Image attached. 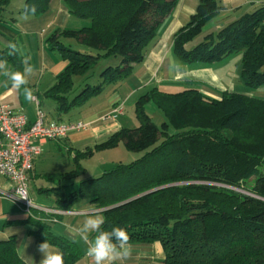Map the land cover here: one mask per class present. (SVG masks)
<instances>
[{"label":"trees","instance_id":"16d2710c","mask_svg":"<svg viewBox=\"0 0 264 264\" xmlns=\"http://www.w3.org/2000/svg\"><path fill=\"white\" fill-rule=\"evenodd\" d=\"M11 0H0L2 11ZM51 0H25L39 15ZM70 15L89 21L76 30L55 29L46 38L51 50L67 61L46 91L56 104V113H67L99 94L106 85L130 75L143 61L159 26L170 15L176 0H64ZM223 7L218 0H199L187 24L178 29L172 52L181 63L212 64L240 54V79L254 91L264 87V5L243 14L216 33L201 35L204 24ZM72 37L90 51L65 46L59 37ZM93 51V52H92ZM0 59L16 63L19 54ZM106 64L96 83L85 82L74 93L75 76L95 72ZM152 102L164 119L156 124L146 112ZM139 125L121 128L94 150L118 143L140 155L129 163H118L99 176L79 181L77 189L56 188L57 208L67 209L79 199L100 209L103 226L127 230L130 244L159 243L161 264H264V97L224 90L218 99L195 88L175 93L153 88L135 103ZM92 149L75 154L76 168L57 175L70 180L80 175L79 159ZM255 177L251 188L245 182ZM27 217L36 230L37 244L47 239L64 254V264L80 256L78 246L55 235L45 215ZM0 264H26L18 255L13 237L0 241Z\"/></svg>","mask_w":264,"mask_h":264},{"label":"crops","instance_id":"0c3cea01","mask_svg":"<svg viewBox=\"0 0 264 264\" xmlns=\"http://www.w3.org/2000/svg\"><path fill=\"white\" fill-rule=\"evenodd\" d=\"M24 1L11 0L2 11L0 50L7 48V43L12 41L17 43L24 55L31 56L36 74L30 79L28 87L32 88L34 98L31 102L26 101L23 89H14L10 83L5 87L6 78L0 77V105L23 112L30 123L35 119L37 106L44 111L46 121L66 123L81 120L87 123L83 130L71 131L62 139H47L40 142L34 140L35 143H39L41 153L34 161L28 181V194L34 204L61 211L56 215L58 221L48 225L55 235L73 241L78 246L80 256L72 264H92L90 257L86 255L87 244L79 237L73 238L70 229L80 226L87 216L101 210L87 199H79L67 209H59L56 203L58 191L55 189L62 186L63 192L67 195L77 189L79 181L97 177L113 165L129 163L140 155L128 151L122 143L112 148L98 150L93 148L123 127H137L139 122L135 115V103L153 88L166 93L195 88L203 95L216 99L219 92L224 90L249 94L242 87L239 76L241 55H232L212 64L179 62L172 52L173 36L178 29L187 24L199 0H176L172 12L159 26L148 45L143 61L134 65L128 77L116 84L106 85L99 94L90 97L81 106L73 107L67 113L57 114L56 104L46 95V91L55 83L56 76L64 69L67 61L61 57L59 51L48 47L46 38L55 29L76 30L89 25V21L70 15L64 0H51L48 9L42 14H22L19 11ZM256 2L218 0L223 8L218 15L204 24L200 36L194 39L193 44L200 41L201 35L216 33L243 14L253 11ZM59 40L73 49L90 51L72 37L60 36ZM7 61L10 68L22 70L20 54L16 63ZM115 63L117 59H107L101 61L98 69L91 75L75 76L74 93H77L85 82L96 83L98 73L105 64ZM150 104L154 106L152 102H148L145 110L158 124V121L164 119L163 114L157 108L153 110ZM148 106L152 111H149ZM116 108L120 111L114 112ZM153 116L158 120L155 121ZM87 149H92V154L79 159L80 175L70 180L57 179V175L74 170L75 154ZM91 159L93 162H87ZM12 189L11 182L0 176V241L13 237L20 258L27 264V256L32 257L34 264H39L42 255L32 233L36 227L27 220L21 208L7 196ZM131 245V255L117 261L116 264H161L164 255L159 243Z\"/></svg>","mask_w":264,"mask_h":264},{"label":"built area","instance_id":"2783aa9c","mask_svg":"<svg viewBox=\"0 0 264 264\" xmlns=\"http://www.w3.org/2000/svg\"><path fill=\"white\" fill-rule=\"evenodd\" d=\"M116 108L114 112H119ZM81 120L73 122L46 121L44 111L37 106L35 119L28 122L25 114L0 105V176L11 182L13 189L7 194L27 217H36L35 212L51 215L46 218L49 224L57 222L56 215L61 211L33 203L28 194V181L35 159L40 155L39 143L34 140L62 139L71 131L86 128ZM25 197V198H19Z\"/></svg>","mask_w":264,"mask_h":264},{"label":"clouds","instance_id":"9594fccd","mask_svg":"<svg viewBox=\"0 0 264 264\" xmlns=\"http://www.w3.org/2000/svg\"><path fill=\"white\" fill-rule=\"evenodd\" d=\"M36 13V6H26V13ZM7 55L20 54L22 56V70H14L9 67L6 59H0V77L6 78L4 86L14 89H23L26 101L31 102L34 98L32 88L28 87L30 79L36 74V68L31 63V56L24 55L17 43L9 41L6 45ZM25 198V197H19ZM106 218L97 210L87 216L82 224L70 229L73 236L79 237L87 244L86 255L90 257L92 264H116L129 257L132 253V245L129 243V235L125 228L112 226L111 230H105ZM27 245L25 244V247ZM38 251L42 255L39 264H64V254L49 243L47 239L38 245ZM27 264H34L32 257L27 256Z\"/></svg>","mask_w":264,"mask_h":264},{"label":"rangeland","instance_id":"374dc122","mask_svg":"<svg viewBox=\"0 0 264 264\" xmlns=\"http://www.w3.org/2000/svg\"><path fill=\"white\" fill-rule=\"evenodd\" d=\"M255 1H257L256 2V8L257 7H260L261 5H264V0H255ZM85 20V19H84ZM106 65V64H105ZM91 80V79H90ZM93 81V80H92ZM92 84V83H91ZM242 87L245 89V91H247V92H249V94H251V95H256V96H261V97H264V87H262V88H260V89H257V90H254V91H249V89H247L246 87H244V85L242 84ZM150 106H152V108H153V110L154 109H156L152 104H150ZM150 106H148V109H149V111H152L151 109V107ZM150 107V108H149ZM154 117V119H155V121H157L158 119H157V117L156 116H153ZM164 117V116H163ZM161 123V121H158V124H160ZM87 162H93V160L91 159V160H88ZM260 172L262 173V174H264V166H262V167H260ZM254 182H255V177H252V178H250V179H248L246 182H245V187H247V188H251L252 186H253V184H254Z\"/></svg>","mask_w":264,"mask_h":264}]
</instances>
